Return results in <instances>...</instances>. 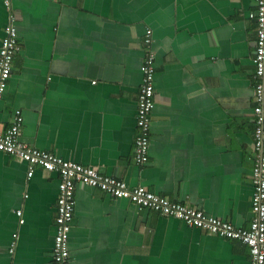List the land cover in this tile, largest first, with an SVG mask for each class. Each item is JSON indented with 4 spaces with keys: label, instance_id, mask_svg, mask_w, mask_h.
I'll return each instance as SVG.
<instances>
[{
    "label": "crops",
    "instance_id": "obj_1",
    "mask_svg": "<svg viewBox=\"0 0 264 264\" xmlns=\"http://www.w3.org/2000/svg\"><path fill=\"white\" fill-rule=\"evenodd\" d=\"M5 1L0 46L13 14L20 49L0 132L20 110L22 144L248 228L255 0ZM147 29L155 106L140 167L133 139ZM27 173L0 153V264H52L59 177L41 167ZM74 197L70 264H249L240 241L98 188L79 185Z\"/></svg>",
    "mask_w": 264,
    "mask_h": 264
},
{
    "label": "built area",
    "instance_id": "obj_2",
    "mask_svg": "<svg viewBox=\"0 0 264 264\" xmlns=\"http://www.w3.org/2000/svg\"><path fill=\"white\" fill-rule=\"evenodd\" d=\"M4 4L8 6V0ZM248 17L255 23L256 34L252 57L254 67L253 133L250 158L252 218L248 228L234 227L188 204L169 201L144 187L130 188L118 179L101 175L94 167L63 160L52 153L22 144L19 138L23 117L20 110H15L9 128L0 132V153L25 162L28 168V178L33 175L35 167L55 172L59 177L52 264H70L68 239L74 215V193L79 185L101 189L114 198L131 202L139 209H147L159 215L174 218L188 227L197 228L223 239L240 241L248 248L249 264H264V0H255V9L249 13ZM143 44L145 52L140 66L142 79L137 95L136 134L133 139V160L140 167L148 161L151 112L155 106L153 78L155 55L150 29L145 31ZM19 49L15 19L11 14L10 21L4 28L0 46V101L6 92L12 62ZM20 215L21 211H16V216L20 217ZM13 246L14 244L10 252H13Z\"/></svg>",
    "mask_w": 264,
    "mask_h": 264
}]
</instances>
